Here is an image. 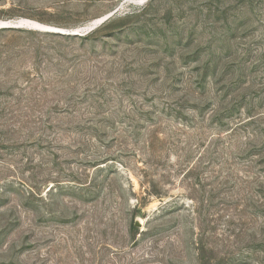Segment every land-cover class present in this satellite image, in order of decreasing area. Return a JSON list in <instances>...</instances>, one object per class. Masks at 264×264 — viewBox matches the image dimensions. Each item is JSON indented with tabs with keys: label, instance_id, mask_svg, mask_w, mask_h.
Returning <instances> with one entry per match:
<instances>
[{
	"label": "rangeland",
	"instance_id": "rangeland-1",
	"mask_svg": "<svg viewBox=\"0 0 264 264\" xmlns=\"http://www.w3.org/2000/svg\"><path fill=\"white\" fill-rule=\"evenodd\" d=\"M115 10L94 40L0 29V264H264V0H0V21Z\"/></svg>",
	"mask_w": 264,
	"mask_h": 264
},
{
	"label": "water",
	"instance_id": "water-1",
	"mask_svg": "<svg viewBox=\"0 0 264 264\" xmlns=\"http://www.w3.org/2000/svg\"><path fill=\"white\" fill-rule=\"evenodd\" d=\"M134 1V0H132ZM117 11H112L98 19H96L95 21L91 22L86 28H79V29H75V30H67V29H63V28H59V27H53V26H46V25H42L43 27L47 28L48 31H53V32H59L62 34H75V35H83V34H87L90 31L94 30L95 28H97L99 25L103 24L104 22H106L107 20H109L111 17H113L115 15ZM23 24V22H13V21H0V29L1 28H19L21 27ZM136 226L140 227L141 226V222L140 221H136Z\"/></svg>",
	"mask_w": 264,
	"mask_h": 264
},
{
	"label": "trees",
	"instance_id": "trees-1",
	"mask_svg": "<svg viewBox=\"0 0 264 264\" xmlns=\"http://www.w3.org/2000/svg\"><path fill=\"white\" fill-rule=\"evenodd\" d=\"M110 20V19H109ZM107 20L106 22H104L103 24H101L98 28L92 30L91 32H89L88 34L84 35V36H80L81 39L83 40H94V36L103 28H109L111 27V23L114 21V20ZM1 29H4V28H1ZM53 36H62V34L60 33H51ZM64 36V34H63ZM69 38V37H67Z\"/></svg>",
	"mask_w": 264,
	"mask_h": 264
},
{
	"label": "bare ground",
	"instance_id": "bare-ground-1",
	"mask_svg": "<svg viewBox=\"0 0 264 264\" xmlns=\"http://www.w3.org/2000/svg\"><path fill=\"white\" fill-rule=\"evenodd\" d=\"M23 22L22 26H29V27H32V28H36V29H42V30H48L47 28L43 27V26H37L36 24H33L32 22H29V21H21Z\"/></svg>",
	"mask_w": 264,
	"mask_h": 264
}]
</instances>
